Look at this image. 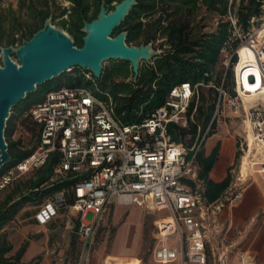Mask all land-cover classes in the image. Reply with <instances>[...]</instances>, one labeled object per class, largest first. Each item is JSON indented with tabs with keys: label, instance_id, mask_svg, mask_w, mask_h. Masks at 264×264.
Instances as JSON below:
<instances>
[{
	"label": "built area",
	"instance_id": "built-area-1",
	"mask_svg": "<svg viewBox=\"0 0 264 264\" xmlns=\"http://www.w3.org/2000/svg\"><path fill=\"white\" fill-rule=\"evenodd\" d=\"M236 34L238 44L232 52L237 57L235 95L226 96L219 90L213 118L222 93L221 101H226L232 111L245 110L252 142L261 152L242 157L247 160L245 171L242 159L223 203H233L243 196V183L251 174L264 176V104L255 100L248 107L243 105L244 95L264 94V17L247 33L236 30ZM241 46L254 49V61L240 60ZM85 75L90 77V72ZM241 79L256 89L247 91ZM196 86L188 81L173 85L161 105L129 123L113 117L110 96L99 98L84 86L61 85L47 90L27 111L40 127L37 145L28 156L4 168L0 189L56 153L50 180L71 174L74 181L46 195L34 217L38 224L58 216L65 219V228L74 231L79 242L75 264H89L96 234L113 202L133 204L146 212H163L155 221L151 256L156 263L205 264L203 221L212 203L205 201L197 182L195 151L175 140L169 130L187 125L188 106ZM246 146L249 150L248 143ZM89 212L91 218L87 220ZM218 264L226 262L219 258Z\"/></svg>",
	"mask_w": 264,
	"mask_h": 264
},
{
	"label": "trees",
	"instance_id": "trees-1",
	"mask_svg": "<svg viewBox=\"0 0 264 264\" xmlns=\"http://www.w3.org/2000/svg\"><path fill=\"white\" fill-rule=\"evenodd\" d=\"M119 1L121 0H18L16 7L12 4L0 6V45H20L50 19L52 24L63 28L72 37L74 44L80 47L85 34L82 30L83 22L95 19L102 3L112 10ZM62 2L68 4L63 5ZM263 13L264 0H137L113 34L125 31L127 44L151 43L153 50L160 51L149 61H140L136 78L130 68L131 79H126V66L130 67V64L118 60L109 71L102 68L99 79H95L91 73L90 77L85 73L64 74L38 85L25 100L34 95L43 97L47 90L61 85L84 86L99 98L110 96L113 117L120 122L129 123L140 120L154 107L161 105L173 85L181 81L197 85L188 106L187 125L172 126L169 130L175 140L182 142L187 149H192L191 152L195 151L197 182L201 185L205 201L214 203L230 187L231 168L227 169L226 176L220 181L212 180L209 172L218 159L219 143L207 152L200 146L203 138L211 134L219 90L223 89L227 96L235 95L233 66L237 60L236 54L231 55L230 67L226 71L227 85L221 81L220 71L216 67L220 52L237 46L236 30L241 34L247 33L264 17ZM207 15L215 20V26L210 30L207 29L209 24L205 22ZM57 18L58 22L55 21ZM156 42L158 43L155 44ZM115 77H120L121 80H115ZM221 99L222 93L220 102ZM29 108L30 106L21 108L16 116L26 112L25 115L32 119L27 112ZM14 120L15 116L7 119L4 131L10 155V161L5 167L28 156L37 145L40 127L33 119L31 129L36 133L34 146L20 149L17 142L10 139L15 126ZM197 143L198 147L195 148ZM238 154L239 152L236 157ZM55 163L56 153H52L44 164L33 169V177L23 183L13 180L0 189L13 185L0 200V264H21L20 258L27 247V241H24L13 254H9L13 244L1 232L3 226L25 203L36 204L37 210L46 195L73 183L71 174L50 180ZM189 182L192 186L196 184L194 181ZM77 254L78 249L71 264H75ZM29 264L37 262L33 260Z\"/></svg>",
	"mask_w": 264,
	"mask_h": 264
},
{
	"label": "rangeland",
	"instance_id": "rangeland-1",
	"mask_svg": "<svg viewBox=\"0 0 264 264\" xmlns=\"http://www.w3.org/2000/svg\"><path fill=\"white\" fill-rule=\"evenodd\" d=\"M17 1L18 0H0V6L12 4L13 7H16ZM62 4L67 5L68 3L62 2ZM55 21L58 22V18ZM205 22L209 24L207 27L208 30L214 28L215 20L213 18L207 15ZM54 25L58 28H61L56 24ZM61 29L64 30L63 28ZM157 43L158 42H156L155 44ZM1 46H5V44H1ZM12 46L16 47L18 46V43H14ZM234 48L235 47H228L220 52V60L216 67L217 70L220 71L221 81H224L226 85V71L230 67V58ZM12 58L14 59V56H12ZM117 61L118 59L103 61V69H105V71H109ZM126 67L128 70V76L126 77V79H131L130 67L129 65ZM77 73L87 72L80 70V68L78 67H74L72 69H69L62 75ZM114 79L121 80L120 77H115ZM220 90L222 92L224 91L223 89ZM41 98L42 96L40 95H34L28 100H22L10 110V116H15V126L10 139L17 142L20 149H27L34 146L36 142V133L31 129L32 119L25 115L26 112L18 117L16 115L21 108L31 106ZM257 100H259L260 103L264 104L263 97H259ZM244 102L247 103V100L243 99V103ZM249 133L252 136L245 110L241 108L239 111H232L226 101H221L216 113L214 125L211 128V134L203 138L200 148L207 152L216 143L220 144L221 141H224V148L220 157V162H223L230 155L229 152L231 151H229L230 149H228V140H231L233 159L231 165H229L228 168H231L230 174L232 180H234L238 175L241 161L243 159L242 157L245 154L252 157L254 156V154L258 155L261 152V149L257 148L252 142V137H248ZM247 143L249 144V150H247ZM197 147L198 143L196 144L195 148ZM237 152H239L238 157H236ZM246 161V158L243 159V172L245 171ZM4 168L5 167H3L0 172H2ZM33 173L34 170H30L29 172H26L25 174L17 177L15 181L23 183L29 178L33 177ZM12 186L13 185H10L0 190V200H2L3 197L12 189ZM225 195H228V192H226ZM35 207L36 204L27 202L21 207V209L30 211L34 210ZM113 207L114 214L112 213V209H110L104 220L101 222L99 230L95 237L93 254L99 256L100 264H106V259H108V263L111 261V259L113 261L130 259L134 261L133 264H161L156 263L153 260L151 254L152 249L155 245V221L160 215H162L163 212H146L143 209H138L137 207L133 206V204L119 205L116 202H113ZM90 218L91 213L89 212L86 214V219L89 220ZM16 226V224L9 225V222H7L1 230V232L6 235L7 239L10 240V236L14 243H18L21 241V237L15 235ZM78 246V238L72 236L70 239V250L69 253H67L66 258L64 259L63 264L72 263L74 254L75 252H77ZM205 264L212 263L208 261Z\"/></svg>",
	"mask_w": 264,
	"mask_h": 264
},
{
	"label": "water",
	"instance_id": "water-1",
	"mask_svg": "<svg viewBox=\"0 0 264 264\" xmlns=\"http://www.w3.org/2000/svg\"><path fill=\"white\" fill-rule=\"evenodd\" d=\"M136 1L121 0L112 10L102 3L97 17L83 22L85 34L80 47L50 19L20 45H0V170L10 161L4 135L10 110L34 92L38 85L74 67L88 70L95 79H99L102 62L116 59L129 62L136 78L140 61H149L160 51L153 50L151 43L127 44L125 31L113 34Z\"/></svg>",
	"mask_w": 264,
	"mask_h": 264
},
{
	"label": "crops",
	"instance_id": "crops-1",
	"mask_svg": "<svg viewBox=\"0 0 264 264\" xmlns=\"http://www.w3.org/2000/svg\"><path fill=\"white\" fill-rule=\"evenodd\" d=\"M228 141L230 155L220 162L224 148V141H221L218 159L209 172V177L214 181L223 179L232 163L233 149L231 140ZM243 186L240 199L233 203H223V194L212 203L205 216L206 262L218 264L219 258H223L226 264H264V176L253 173L246 178ZM110 209L114 214L113 205ZM35 211L36 208L30 211L19 209L9 221V225H17L15 235L21 237L20 242L14 243L9 236L13 244L9 254H13L21 242L27 241V247L20 258L21 264H29L33 260L37 264H63L70 250V239L72 236L77 238L76 234L65 228L66 222L61 216L46 224H38L34 217ZM124 260L128 264L134 263L130 259ZM171 263L179 264L178 261L165 264ZM89 264H100L99 256L92 254Z\"/></svg>",
	"mask_w": 264,
	"mask_h": 264
},
{
	"label": "bare ground",
	"instance_id": "bare-ground-1",
	"mask_svg": "<svg viewBox=\"0 0 264 264\" xmlns=\"http://www.w3.org/2000/svg\"><path fill=\"white\" fill-rule=\"evenodd\" d=\"M239 55H240V60H243L244 58H246L248 61L252 62L255 59V51L250 46L249 47L248 46H241L240 49H239ZM241 82L247 88L246 89L247 91H254L256 89V87H250L249 85H247V83L244 81V79H241ZM259 97H263L264 98V94L263 95H260V94H257L256 92H252L251 94L244 95L243 96V99L244 100L245 99L247 100V103H245V102L243 103L244 107H248L255 100H257ZM248 137H252L250 133L248 134ZM107 260H106V263L107 264H128L126 260L113 261L111 259V261L109 263L107 262Z\"/></svg>",
	"mask_w": 264,
	"mask_h": 264
}]
</instances>
